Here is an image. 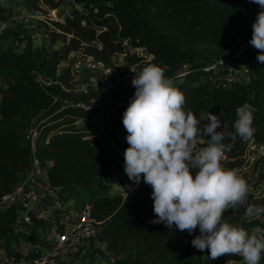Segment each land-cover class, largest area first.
<instances>
[{"label": "trees", "instance_id": "16d2710c", "mask_svg": "<svg viewBox=\"0 0 264 264\" xmlns=\"http://www.w3.org/2000/svg\"><path fill=\"white\" fill-rule=\"evenodd\" d=\"M73 1L82 5L83 13L74 11L70 18L66 12ZM46 4L56 11L65 7L59 13V19L64 22H52L51 46H44L35 54L29 50L21 60L0 53V74H9L12 79L0 90V197L13 189L29 167L31 154L23 137L27 129L38 125V155L47 168L51 186L58 188L61 195L72 196L90 207L100 229L99 240L107 244L109 252L116 256H136L134 261L130 258L123 264L166 261L226 264L229 260H242L238 255L212 260L208 250L192 247L195 233L189 235L175 226L167 229L164 224L149 223L156 218L152 188L143 180L139 194L125 197L109 189L108 182H131L124 172V153L112 151L105 127L111 123L128 135L122 119L135 89L131 86L111 89L100 83L92 99L85 97L72 102L67 100L73 85L71 69L60 70V67L77 52L110 67L114 54L123 53L120 41L129 38L133 46L146 47L155 56V61L146 66L161 67L165 76L173 80L174 86L185 95V110H191L201 121V128L208 123V113H223V130L234 134L236 109L249 103L256 109L252 125L256 131L251 140L261 143L264 142V64L257 61L258 54L249 52L242 62L248 69L247 81L227 87L216 83L214 78L218 75L212 72L193 71L186 76L177 73V65L194 61L195 56L181 52V46L205 43L220 52L227 51L223 57L236 52L251 37L250 24L261 10L259 5L249 0H47ZM84 21L86 25L82 24ZM45 36L49 37L47 33ZM60 40L62 47L54 49L53 45ZM133 59L138 61L128 58L129 66ZM34 70L53 82L59 81V85L52 86L51 95L34 81L31 76ZM196 77L199 79L195 80ZM77 103L94 107L83 108ZM251 140L226 138L224 142L232 144L226 152L231 167L242 161ZM207 141L208 137H204L203 146ZM17 216L14 208L6 209L4 219L0 220V242L20 262L23 255L10 249L18 241L13 236ZM241 226L249 233L258 228L264 234V215L262 220ZM260 264H264V253Z\"/></svg>", "mask_w": 264, "mask_h": 264}, {"label": "clouds", "instance_id": "9594fccd", "mask_svg": "<svg viewBox=\"0 0 264 264\" xmlns=\"http://www.w3.org/2000/svg\"><path fill=\"white\" fill-rule=\"evenodd\" d=\"M249 2L261 9L252 24L249 44L260 53L257 61L264 64V0ZM131 84L135 93L122 119L129 145L124 152V172L132 182L129 191L142 180L152 188L156 218L149 223L164 224L167 229L175 226L189 235L199 229L191 245L198 251L208 250L212 260L238 255L243 264H260L262 231L257 228L249 233L223 221L224 213L245 204L249 193L240 169H226L221 163L232 147L224 141L229 136L232 141L254 137V106L244 103L236 109L232 134L223 130V113H208V123L201 128V121L184 108V93L155 64L144 67ZM202 136L208 137L204 147L199 146ZM246 215L259 218L264 205L249 206Z\"/></svg>", "mask_w": 264, "mask_h": 264}, {"label": "built area", "instance_id": "2783aa9c", "mask_svg": "<svg viewBox=\"0 0 264 264\" xmlns=\"http://www.w3.org/2000/svg\"><path fill=\"white\" fill-rule=\"evenodd\" d=\"M56 11V10H55ZM77 11L83 13V7L81 4L73 1L69 6L66 15L70 18L73 17V12ZM256 17L250 24V31L252 37V24L255 22ZM59 21L64 22L63 19ZM86 25L84 21L82 23ZM12 25V19H1L0 18V40L4 33L10 29ZM39 36V34H37ZM23 39V35L19 37ZM250 41V40H249ZM249 41H245L239 47V49L229 54L228 56L222 57L210 64L208 67L202 69L203 72H212L218 75L214 78L216 83L220 82L223 86L227 87L236 83H243L244 78L247 80L249 77L248 69L242 63L245 56L249 53L259 54L258 50L249 44ZM117 43V42H116ZM121 47L124 49L123 53H115L112 58V63L116 64L119 57L125 58H136L141 63H151L155 61V56L148 51L146 47H135L132 45L131 40L124 39L120 41ZM73 57V58H71ZM68 67L71 69L73 80L74 76L78 73L85 71L89 73L100 72L107 76L111 69L106 66L103 62L96 60L92 56L84 55L80 52L73 53L66 61ZM193 71L185 70L179 73L180 76H186ZM248 77H245V76ZM34 81L40 86V88L47 94L51 95L52 86L59 85V81H51L46 78L43 74L38 71L32 73ZM126 84H129L128 78L123 79ZM120 79H114L108 81L106 79H99L96 84L103 83L110 86H120L124 82ZM4 85L0 84V90ZM65 89V88H64ZM66 90V89H65ZM87 92V90L85 89ZM54 102L57 101L56 97L53 96ZM1 101V94H0ZM65 104H70L65 102ZM79 107L88 108L82 103L76 104ZM107 136L110 139V145L112 151L116 153H123L120 150V143L123 141L126 145V134L122 131L116 130L111 124L107 123L105 127ZM38 125H33L24 133L23 141L30 149V165L26 172L22 175L20 181L13 187V189L0 197V220L4 219L5 211L8 208H14L17 211V219L13 224L14 237H17L20 242L25 238L26 227L32 226L34 218L44 217L46 209L44 207L43 194L52 195L55 198L51 208L53 211L54 221L51 222V218L47 222L40 220L43 224L42 227L48 233L56 235L52 245H49V249L45 251L37 243L32 244L27 252L20 253L23 255V259L20 262H16L15 258L12 257L7 251L4 242H0V264H59V259L62 255H79L83 251L85 244L93 242L97 245V248L102 253H107V244L104 241L99 240V226L91 215V210L88 205L81 204L78 208V216L76 221H68V215L65 214V198L59 193L58 188H53L50 184L47 168L44 166L42 160L38 155V143L39 137ZM199 146L204 147L203 143ZM226 158L221 162L222 164L227 163L230 159L225 154ZM244 164L240 168L241 175L244 177L245 173L249 168L257 161L264 160V142H255L251 140L242 156ZM124 164V163H123ZM248 195L257 198L260 193L257 191L253 183H249ZM131 192H127V195ZM126 195V196H127ZM63 227L61 229V227ZM57 227V228H56ZM49 229L50 232L48 231ZM49 241V240H48ZM14 241V245L17 243ZM52 246V247H51ZM33 255V256H31ZM237 264H243V260L233 259ZM227 264V263H226Z\"/></svg>", "mask_w": 264, "mask_h": 264}, {"label": "rangeland", "instance_id": "374dc122", "mask_svg": "<svg viewBox=\"0 0 264 264\" xmlns=\"http://www.w3.org/2000/svg\"><path fill=\"white\" fill-rule=\"evenodd\" d=\"M47 0H3L0 4V18L1 19H12V25L9 30H7L0 40V53L15 55L20 60L27 56V51L33 52V54L39 52L42 47L49 48L51 46L50 41V30L53 29L52 22H59V13L65 11V7L59 8L58 11L47 6ZM38 9L40 11H35ZM35 11V12H33ZM49 27V29H47ZM45 33L49 37L45 36ZM39 34V36H37ZM251 34V33H250ZM23 35V39L19 37ZM251 36V35H250ZM249 40L251 37L248 38ZM248 40V41H249ZM241 43V42H240ZM62 41H57L53 48L62 47ZM181 52L193 53L194 61H186L177 65L178 72L181 73L185 70L190 71H202V69L208 67L210 64L215 63L218 59L223 57V54H227V51L220 52L216 47L206 45L205 43H196L194 45L188 44L180 47ZM22 56V57H21ZM222 56V57H220ZM73 58V57H71ZM10 57L8 58V60ZM210 60V62H208ZM256 62V61H255ZM20 67V66H19ZM129 67V68H127ZM146 67V63H141L135 59L129 66L128 58L119 57L116 64H112L109 68L110 73L105 76L100 72L89 73L82 71L75 74V80L73 85L68 90L70 91L67 100L76 102L77 100L87 98L92 99V95L96 90L99 89L100 84H96L99 79H106L108 81L114 79L123 80L128 78L129 84L123 80L124 84L118 87L131 86V81L134 77L140 74V71ZM68 65L66 62L60 67V70L67 69ZM35 72L31 71L32 73ZM10 75L0 74V79L2 83H7ZM196 77L195 80H198ZM104 85L106 88L114 89L113 86ZM133 88V87H132ZM87 90V92L85 91ZM95 100V98H94ZM94 102H91V104ZM125 143L122 141L120 143V150H125ZM244 160L239 163H235L233 167L228 168V164H222L226 169L242 168ZM195 174H193L194 176ZM244 179L247 183H253L260 195L257 198L248 195L245 206L241 208H235L230 212L224 213L223 221L235 225L241 226L242 223L255 222L261 220L263 215L259 218H253L246 215V210L249 206L264 205V160H259L257 163L253 164L251 168L244 175ZM117 187L119 189H124L123 192L126 194L129 191V187L132 182L122 183L117 181ZM129 191L134 194H139L140 189H134ZM81 205V203H79ZM51 229L48 231L50 232ZM26 232L30 231L29 227L25 228ZM34 233L35 238H39L38 234ZM196 235H199V229L195 231ZM52 247V246H51ZM95 247V248H94ZM184 255V254H179ZM208 255V254H204ZM133 261L136 259L135 255H119L116 256L111 252L102 253L96 246H92L90 249H83L79 255H62L59 259V264H123L129 259ZM206 258V256H204ZM153 264V263H151ZM154 264H171L169 261L163 263Z\"/></svg>", "mask_w": 264, "mask_h": 264}, {"label": "crops", "instance_id": "0c3cea01", "mask_svg": "<svg viewBox=\"0 0 264 264\" xmlns=\"http://www.w3.org/2000/svg\"><path fill=\"white\" fill-rule=\"evenodd\" d=\"M245 77H248L247 75ZM248 79V78H247ZM8 81H12V79H8ZM244 81L246 82L247 80L244 78ZM0 84L1 85H5L4 83L1 82V79H0ZM200 139L203 141L204 143V137H200ZM127 143V142H126ZM125 152V150L123 151V153ZM225 164H228V168H231V165H230V161H228L227 163ZM195 169L192 170V174H195ZM108 187L110 190L114 191V192H121L123 193V195L126 197L127 193L125 194L123 192L124 189H119L117 187L116 184H113L111 182H108ZM134 189H140V186L138 187H134ZM43 194V201H44V207H45V216L44 217H36L34 218V223L32 226H29L30 228V231L27 232V234H25V238H23L22 241L20 242H17L15 245H11L10 249L11 250H16L18 252H20L21 254L24 253V252H27L29 247L34 244V243H37L38 245L41 246V248H43L45 251H47L49 249V245H52V240L54 241V237L56 235H54L53 233H48L47 231H45L42 227V223L40 220H44L45 222H47L49 220V218H51V222L54 221V218H52L51 216L53 215V211H52V208H51V205L53 203V201L55 200L56 197L52 196V195H46L45 192L41 191ZM64 198H65V206H66V211H65V214L68 215L67 217V220L68 221H76L77 220V216H78V208L81 207V205L79 204V202H77L74 197L72 196H69V195H63ZM245 206V204L243 205H237L236 207L234 208H230L229 210H227L225 213L227 212H230L232 211L233 209L235 208H241ZM38 218H42V219H38ZM35 220H38L39 224L40 225H37L36 224V221ZM262 220V219H261ZM58 226V225H57ZM58 227H61V226H58ZM57 228V227H56ZM63 227H61L62 229ZM35 232L36 234H38L39 238H35L34 237V233ZM49 240V241H48ZM92 246H96L93 242H90V243H87L84 245V249H90ZM95 248V247H94ZM76 264V263H74Z\"/></svg>", "mask_w": 264, "mask_h": 264}]
</instances>
